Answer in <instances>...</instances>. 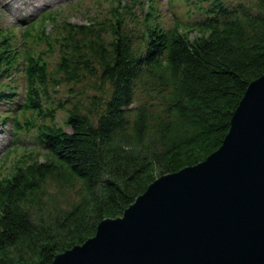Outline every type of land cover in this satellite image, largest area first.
<instances>
[{
    "label": "trees",
    "instance_id": "trees-1",
    "mask_svg": "<svg viewBox=\"0 0 264 264\" xmlns=\"http://www.w3.org/2000/svg\"><path fill=\"white\" fill-rule=\"evenodd\" d=\"M143 1L109 0L89 25L46 11L22 37L46 51L20 52L16 34L0 29V76L22 61L26 82L15 134L36 138L8 174L0 168V264H52L157 178L204 161L264 74V0H168L174 13L190 9L172 27L157 1ZM64 87L69 98L53 97Z\"/></svg>",
    "mask_w": 264,
    "mask_h": 264
},
{
    "label": "water",
    "instance_id": "water-1",
    "mask_svg": "<svg viewBox=\"0 0 264 264\" xmlns=\"http://www.w3.org/2000/svg\"><path fill=\"white\" fill-rule=\"evenodd\" d=\"M52 264H264V74L218 150L157 178Z\"/></svg>",
    "mask_w": 264,
    "mask_h": 264
},
{
    "label": "rangeland",
    "instance_id": "rangeland-1",
    "mask_svg": "<svg viewBox=\"0 0 264 264\" xmlns=\"http://www.w3.org/2000/svg\"><path fill=\"white\" fill-rule=\"evenodd\" d=\"M79 1V2H78ZM127 0H122V4L126 5ZM157 1L158 10L166 17V21L169 17H172L171 10H169L168 0H155ZM234 7H238L240 4H244V0H228ZM243 1V2H242ZM77 2V3H76ZM147 6L148 0L143 1ZM137 13L142 10L139 5ZM110 7L109 0H0V29H13L16 34L15 42L22 47L27 46L24 52L28 49H32L36 52L46 51V45L32 44L30 47L28 43L23 44L21 38L22 31L32 22L37 15L42 11H54L57 13L59 22L64 20L77 23V24H90L91 18L96 14L106 12ZM177 10H180V4L176 5ZM183 11L186 7L182 8ZM96 13V14H94ZM169 16V17H168ZM52 26L48 27V30H52ZM32 46V47H31ZM57 55L55 53L48 52L49 66L54 68L57 62ZM22 61L20 65L16 66L12 70V75L2 73L0 76V94H7L8 97L0 98V168H2V174L9 173V169L13 166V163L17 157L22 158V155L27 153L30 149L35 147V135L26 136L21 132L22 136L14 135V123L13 117L19 115L21 112V105L24 103L26 88H25V76L21 71L23 69ZM60 92L52 93L56 99L69 98V92L67 88H60ZM52 100V99H51ZM53 107L55 105L54 100ZM71 106V105H70ZM58 110V109H56ZM57 114V123L59 126L68 128L67 120L68 116L65 110L55 112ZM8 115V120L3 122V118ZM23 122V120H22ZM15 144L19 150L12 154L10 159L6 161V155L13 149L12 145ZM11 145V146H10ZM26 148L27 151H23ZM42 159V158H41ZM17 162V161H16ZM49 191L55 193L56 189L53 184H50ZM69 198L72 200L74 193L70 190Z\"/></svg>",
    "mask_w": 264,
    "mask_h": 264
}]
</instances>
